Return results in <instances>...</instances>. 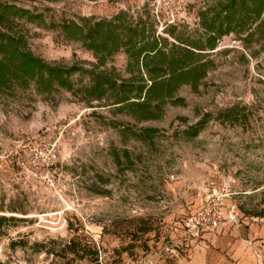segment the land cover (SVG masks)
Segmentation results:
<instances>
[{
  "label": "rangeland",
  "instance_id": "1",
  "mask_svg": "<svg viewBox=\"0 0 264 264\" xmlns=\"http://www.w3.org/2000/svg\"><path fill=\"white\" fill-rule=\"evenodd\" d=\"M215 1L14 0L45 21H18L34 54L85 67L92 53L56 25L126 11L169 40L171 29L203 36L199 13ZM209 52L214 67L198 92L180 87L185 104L156 120L136 122L103 101L89 107L65 89L0 91V264H264V38L231 32ZM110 65L123 72L124 52ZM143 127L157 131L134 136ZM211 182L229 188L224 210L234 207L236 220L185 238L182 220ZM57 211L64 231L38 222Z\"/></svg>",
  "mask_w": 264,
  "mask_h": 264
},
{
  "label": "trees",
  "instance_id": "2",
  "mask_svg": "<svg viewBox=\"0 0 264 264\" xmlns=\"http://www.w3.org/2000/svg\"><path fill=\"white\" fill-rule=\"evenodd\" d=\"M199 17L203 36L182 37L171 29L168 35L172 40L126 11L109 18L81 17L79 21L66 20L56 25L64 39L79 41L92 53L95 62L85 67L79 63L50 62L34 54L18 21L44 25L42 14L19 6L14 0H0V91L28 84H34L39 94L65 89L89 107L93 101H103L136 122L159 119L166 106L185 104L184 98L177 95L180 87L188 86L198 92L214 67L209 51L215 49L222 36L234 32L244 42L256 34L264 38V0H216L200 11ZM119 51L126 55L123 72L113 65L107 67ZM74 74L86 77L87 82L83 83L82 78L75 82ZM205 123L206 114L184 134L196 136ZM156 131L143 127L134 136L148 139ZM116 161L119 162L118 156ZM73 244V238L68 240L67 247L72 251Z\"/></svg>",
  "mask_w": 264,
  "mask_h": 264
},
{
  "label": "built area",
  "instance_id": "3",
  "mask_svg": "<svg viewBox=\"0 0 264 264\" xmlns=\"http://www.w3.org/2000/svg\"><path fill=\"white\" fill-rule=\"evenodd\" d=\"M230 194L227 185H217L214 182L209 184L205 192V197L201 206L184 216L182 220V230L185 238L199 239L206 231H212L224 225L226 222L236 220L234 207L225 212L224 201ZM43 221L50 225L49 229L61 232L66 229L67 221L61 211L52 215H42Z\"/></svg>",
  "mask_w": 264,
  "mask_h": 264
},
{
  "label": "crops",
  "instance_id": "4",
  "mask_svg": "<svg viewBox=\"0 0 264 264\" xmlns=\"http://www.w3.org/2000/svg\"><path fill=\"white\" fill-rule=\"evenodd\" d=\"M203 234H204V233H203ZM203 234H202V236H203ZM202 236H201V237H202Z\"/></svg>",
  "mask_w": 264,
  "mask_h": 264
}]
</instances>
